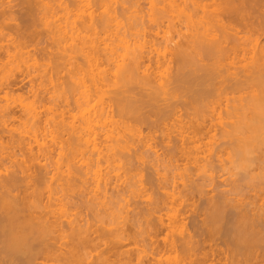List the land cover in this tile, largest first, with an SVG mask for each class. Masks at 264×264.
I'll use <instances>...</instances> for the list:
<instances>
[{
  "label": "bare ground",
  "instance_id": "6f19581e",
  "mask_svg": "<svg viewBox=\"0 0 264 264\" xmlns=\"http://www.w3.org/2000/svg\"><path fill=\"white\" fill-rule=\"evenodd\" d=\"M19 1L24 4L23 8L20 7V4L19 6H17L18 3L15 4L18 8L20 7L19 11L24 13L23 19L24 17L32 18L31 21H34V24L37 23L36 21H40L39 25L45 28L46 33L56 43L57 51L54 56L50 52V54L47 53V57L50 55V60H48L50 63L48 62L49 64L47 63L45 66L47 65L49 69L52 68L50 69L52 72L53 70L56 72V69L62 68L61 65H66L65 63L68 62L67 64H70L72 70L69 71L71 79L65 92L70 94L77 91L78 96L73 98L75 111L73 110L72 113L68 111L69 117L65 113L66 110H63L64 114L59 110V107L57 110L53 105L47 106L46 110L42 112L41 108L45 105L42 103V98L41 101L38 100L40 97L37 96L38 94H34L35 97L32 100L20 96H17L19 98L12 96L11 99V92L7 91V88L19 85V82L21 84L24 77L30 76L32 71H40L38 66L40 64L35 59L36 51H32L33 53L28 51L29 49L23 44L25 42H21L22 45L17 43L15 46L14 44L12 52L5 50L6 59L0 63V95L2 93L0 99L5 101L0 104V264H44L42 261L51 258L65 260L63 263L65 264L74 256H77L73 258L74 260L79 256L82 257V253L85 256L86 254L82 250L90 246V243L97 238L99 239L95 242L104 238L114 239V241L119 239L118 241H120L122 238L120 235L123 234L118 230L125 231V229L122 230L121 224L125 227L124 224L128 222L125 216L127 210L121 205L124 201H118L120 198L114 200L116 201L115 205L121 211L120 213L116 214L118 210L114 213L115 209L111 205L110 209L105 208L109 207L107 205L109 204V202L107 203L108 196L111 198L113 195L112 192L110 196L108 189L109 187L116 189L122 186L115 190L118 197L124 198L123 194L126 193L128 197L130 196L129 198H134L136 201L141 200L150 187L143 184L142 172L140 173L138 170L133 172L135 169L133 168V170L132 167L135 162L138 164L141 162V166H143L149 161V163L153 162L151 167L156 165L160 167L159 165L163 166V163H166V166L162 167L166 170L162 176L159 170L158 172L155 170L161 176L160 180H155L158 183L160 181L161 184H156L153 182L154 180L151 184L152 187L159 186L158 189L161 187L163 190L161 189V192L156 194L158 197L155 195V198H151L152 202L149 200L153 203L152 206H149L150 209L148 207L140 209L139 205L137 207L140 210H136L138 220L143 217L146 220L149 218L150 227L156 228L157 232L158 229L162 230L161 233L165 230L162 237L163 246L160 245L164 250L156 251L158 258H154L155 261L152 264L206 263L208 259L205 260V257L208 255L205 254L208 253L205 252L206 250L205 253L203 251L200 253L201 248L199 253L204 257L203 255L202 258L201 255L197 256L199 253L196 254L195 250L196 258H193L194 249L192 251V247L198 246L200 240L193 241L192 235L181 236L185 228L183 229L184 223L180 216L182 213L179 212L181 209L176 207L185 200L182 199V193L176 195L174 192L166 191L167 185L172 186L169 180L172 181L174 176L171 175L172 179H169L170 176L167 173L172 170L173 162L177 161L180 156L185 160H191L194 164L198 162V165L195 164V168L190 169L193 171L196 169L198 173L204 174L214 168V162H219L218 152L221 146L216 145L217 147L214 148L211 145L212 148L207 147V154L201 156L199 152L202 151L199 150V144L201 134L215 130V126L222 129L221 133L224 139L229 134L230 144L233 139H236V137L232 138V135L240 134L242 136L237 135L238 144L230 145L232 148L230 151L236 152L234 155H237V161L241 165L239 168L250 164V161L247 162L249 156L246 158V155L249 152L252 153L251 150L254 147L257 148V144H260L259 141L263 143L264 139H259L264 134L259 135V132L264 131V75H262L264 47L259 48L256 37L262 22L259 25L258 21H253L251 18L259 16V11L264 9V0H161L163 2L161 6L158 5L159 2L156 3L157 0H149V12L141 10H130L129 12V0L128 3L125 0ZM4 3L3 0H0V21L2 23L0 24V49L4 48L2 40L5 34L12 31L8 32L11 28L8 30L7 27L8 31H6L3 25V19L10 16L7 11L3 10ZM71 3L76 5V12L73 13L72 21H69L68 6ZM125 3L128 5L126 6ZM134 3L136 0L130 4ZM261 3H263V7L260 9ZM117 4L120 5H118V8L121 9L120 13H118ZM60 9L65 11L63 16L58 15ZM17 13L19 12L16 11L14 14ZM14 14L10 17L16 20V16L19 14L16 16ZM11 19L8 22H11ZM23 19H20V22ZM24 23L18 25L15 23L16 28L22 24L26 26ZM31 25L33 26V24ZM15 26L14 30H17ZM20 28L22 29V26ZM23 30L20 31L23 32ZM20 31L17 36H20ZM12 33L14 34V32ZM33 34L35 35V33ZM23 37L21 36L19 39H26ZM25 37L28 36L25 35ZM176 37L180 38L178 42L174 41ZM253 37L256 38L253 39ZM171 45L172 47H170ZM31 53L34 58L31 57ZM230 57L232 62L226 60ZM171 61L175 66L173 73L168 70H171L169 68ZM18 69L20 70L18 73H22L20 75L23 76L22 78L19 76L21 79L17 77L19 74H16ZM218 78L219 80H217ZM133 86H138L146 92L139 94V98H135L134 95L137 91L132 95L131 88H135ZM137 95L138 93L135 96ZM183 97L186 99L183 100L185 102L183 104L188 106L189 109L186 111L189 110L191 116L187 119L188 121L186 120L187 122L181 121L176 115V105L181 104V101L178 103L177 101ZM163 100L169 102L161 105V107L164 106L161 108L158 105ZM11 103L18 105V115L15 114V110L13 111L14 105ZM222 103L225 105L224 114L226 115L223 118L225 120V117L229 116L228 121L227 118V122L222 121L223 118L219 114L217 118L219 121L216 120L218 125L216 121L213 123L212 120L207 125L208 121L205 123L206 120L203 118L208 112L207 109L214 112L219 104L222 112ZM148 107L152 110L150 111L155 117L154 120H149L150 117L147 118L148 114L151 115ZM143 108L148 109V113ZM143 111L147 113L144 112L146 116ZM191 111L193 112L191 113ZM234 114L237 115L236 121L232 120ZM63 115L70 119L66 121L67 119ZM231 115L233 116L230 120ZM15 118L18 119V127H12L11 121ZM7 121L11 122V126ZM229 121L232 122L229 124L231 126H228L231 127L228 133L224 130V126ZM141 124H145L148 131L144 132L140 127ZM155 132H158L160 141L166 147L164 154L158 153V150L149 142L152 138L150 133L154 134ZM63 135H68V137L65 139ZM235 145L237 146L235 147ZM256 150L259 151V149L253 150L255 154ZM17 151L18 153H16ZM54 152H56V156L53 158ZM236 157L235 159H237ZM249 160L252 159L249 158ZM200 162L201 164H199ZM256 162L258 165V161ZM116 163L120 164V167L117 165L120 169L124 167H121L122 163H125L124 169L127 166V170L123 168L122 170L126 172L114 173L113 165L116 166ZM233 163L234 160L232 166L235 164ZM173 167L178 171V177L180 176L183 181L184 179L189 180H187L190 182L189 184L184 182L190 186L188 188L184 185L187 189H192L196 193L197 191L202 192V182L201 184L197 183V179L193 178L190 170V173L187 171V166L179 168L178 164H175ZM155 171L151 170L152 173ZM198 175L200 176V173ZM118 180H121V183L118 182L114 187L110 186L112 181L116 183ZM146 180L148 181V179ZM252 180L251 187L259 189V177ZM262 182L264 184V179L261 180ZM174 183L175 181H173ZM248 183L247 185H249ZM238 184L239 182L232 185L233 192L242 191ZM249 186L248 188H251ZM219 191L205 199L206 206H203L202 212L206 218H203L208 224L207 226L212 228L210 229L212 232L215 230L218 235L220 234L219 238H223V244H226L227 248L230 246L231 255L229 258L233 256L237 260L234 259L236 262L234 263V260L228 258L231 261H227V257H224L225 259L219 258L217 262L211 260L209 264H259V249L260 251L262 249V253L264 252V207L262 208L258 202L256 203L258 198L255 196H243L250 199L235 201L234 198L229 197L228 191ZM231 194L233 193L231 192ZM202 196L204 197V195ZM149 198L148 195L146 199ZM126 201L124 205L128 207L130 201H127L128 203ZM142 201L144 203L145 200ZM81 206H83L82 209L89 207L90 213L91 210L95 213L97 210L98 214L107 215L111 218L110 221L113 220L114 227L109 224L108 226L111 227L109 229L108 223H104L106 217L98 224L97 222L101 220L98 214L96 215L99 220H96L94 224L90 220L88 222L85 220L87 217L89 219L91 217L88 212L85 213L88 215L87 217L84 214L85 219L79 217L80 214L83 216ZM74 207L81 209L76 208L80 213L74 212ZM71 208H74L73 212L70 211ZM163 209H167L166 213H163L167 216L166 218L161 214ZM72 213H75L76 217L72 216ZM91 215H94L92 216L94 219L91 217L94 221L97 216ZM133 217L135 218V216ZM138 220L135 218L132 223ZM103 224H106V227ZM140 225L138 224L139 227ZM99 230H101V234ZM106 230L108 233H104L107 232ZM93 231L97 235L95 234L96 237L91 238ZM123 233L125 234V232ZM204 239L202 237V240ZM199 245L201 244L199 243ZM109 247L111 248V246ZM209 249L211 250V248ZM213 251L212 253L210 251L211 255ZM123 253L121 257L120 254L118 255L119 259H116L118 262L116 261L115 264H131L129 253ZM186 253L191 257H188ZM67 259L69 260L67 261ZM77 259L75 262L81 260V258ZM109 259V255L107 257V255L101 254L97 261L98 264H112L113 262ZM39 260L41 261L39 262ZM140 260L141 258L139 263L142 261ZM202 260L203 263H201Z\"/></svg>",
  "mask_w": 264,
  "mask_h": 264
},
{
  "label": "rangeland",
  "instance_id": "374dc122",
  "mask_svg": "<svg viewBox=\"0 0 264 264\" xmlns=\"http://www.w3.org/2000/svg\"><path fill=\"white\" fill-rule=\"evenodd\" d=\"M5 3H6V5H5V3L3 4L4 6H3V10L6 12L7 11V13H9L10 14V16L12 17V15L16 12V11H18L19 13H17V14H19V15H17V14H14L16 17H17V19L15 20V19H11V17L10 16H7L5 19H3V25H4V27L6 28H8V30H7V28H6V31H8V32H10L11 30V32L10 33H6L5 34V37L3 38V40H2V44H3V46H4V48H2V49H0V59H1V61H0V63L3 61H5V59H6V52H5V50L7 51V50H10L9 52H12V50H13V47H14V44H15V46H16V44L18 43V44H21L22 45V43L23 42H25V43H23V44H25L24 46L27 48V49H29L28 51H36L35 52V59H36V62L37 63H39L40 65H42L41 67H40V65H38L39 66V68H40V71H32V73L30 74V76H25L24 77V80L22 81V83L20 84V82H19V85L17 84L16 86H11V87H9V88H7V91L9 90L10 92H11V99H12V96H14V97H17V96H20V97H22V98H26V99H28V100H32V98H34L35 97V95L34 94H38L37 96H40V97H38L37 99L39 100V101H41L42 100V103L45 105V107H42L41 108V111L43 112V111H45L46 110V107L47 106H50V105H53V106H56V107H54V108H57V107H59V110L60 111H63V110H66V112L65 111H63V113L65 112V113H67L68 111H70L71 113L73 112V110L75 111V106H74V104H73V98L74 97H77L78 96V93H77V91L75 92H73V93H70V94H66V87H67V84H70V79H71V72L69 73V71L70 70H72V68L70 67V64H67V63H65L66 65H61V67L63 68H58V69H61V70H58V69H56V72L53 70V72H52V70H50V69H52V68H48L47 67V65L45 66V64H47L48 62L50 63V61H48V60H50V55H49V57H47L48 55H47V53L48 54H50V53H52L51 55L52 56H54V53L57 51L55 48L57 47L56 46V43H54L53 42V40L51 39V36L49 35V34H47L46 33V30H45V28L43 27V26H41V25H39V24H41V22L40 21H36L37 23H35L34 24V21H31V19L32 18H26V17H24V19H25V21H23L24 19H23V15H24V13H22V11L20 12L19 11V9H20V7L21 8H23V5L24 4H22L21 3V1H17V0H3ZM127 3H128V0H125ZM133 1V0H132ZM132 1L131 0H129V5L127 4V3H125L126 4V6L128 5V11L130 12V10H138V11H143V12H149L148 10H149V8H150V6H149V0H136V3H134V4H130V3H132ZM23 2V1H22ZM159 2V4L158 5H162L163 4V2H161V0L160 1H156V3H158ZM18 3V5L17 6H19V4H20V7L18 8L17 6H16V4ZM22 4V5H21ZM124 4V5H125ZM262 4L263 3H261L260 4V6H259V8L261 9L263 6H262ZM7 5H9V6H7ZM11 5H12V7H11ZM14 5V6H13ZM118 5L119 4H117V8H118ZM264 5V4H263ZM120 6V5H119ZM8 7V8H7ZM11 9H10V8ZM17 7V8H16ZM159 7V6H158ZM16 8V9H15ZM120 8V7H119ZM118 8V13H120L121 12V9H119ZM12 9H15L14 11L12 10ZM25 9V8H24ZM23 9V10H24ZM259 9V10H260ZM9 10V11H8ZM58 10V9H57ZM262 10H264L263 8L261 9V12L263 13H261L260 11H259V16L257 15V14H255V15H257L256 16V18H251L253 21L255 20V21H258L259 22V25H260V23H261V26H260V28H259V32L258 33H256L258 36H256V34H255V36L258 38L257 39V43L259 44V48H261V47H264V11H262ZM12 11V13H10ZM68 11L70 12V18H69V21H72V19H73V13H75L76 12V5H73L72 3L71 4H69V6H68ZM64 10H62V9H60V11L58 12V15L60 16H63L64 15ZM133 12V11H132ZM22 13V14H21ZM134 13H135V11H134ZM12 14V15H11ZM21 14V15H20ZM143 14V13H142ZM263 15V16H262ZM25 16V15H24ZM261 16V17H260ZM259 19H258V18ZM263 18V19H262ZM10 19H11V22H8V21H10ZM20 19H23V20H21L26 26H24L23 24L21 25L22 26V29L20 28L21 26L19 25L18 26V28H16L17 27V25L20 23H22V22H20ZM14 20V21H13ZM8 22V24H7V22ZM17 21H19V22H17ZM14 22V23H13ZM39 22V23H38ZM7 25H6V24ZM17 25H16V24ZM33 24V26L30 24ZM233 23V22H232ZM0 24H2L1 23V21H0ZM14 24V25H13ZM37 24H38V26H37ZM234 24H237V22L235 23L234 22ZM16 25V26H15ZM28 25H29V29L27 28L28 27ZM36 25V26H35ZM14 26H15V29H17V30H14ZM26 27L27 28V31L25 30L26 28H24V27ZM38 27V28H35V27ZM33 27V28H32ZM261 28H263V29H261ZM24 29V30H23ZM35 29V30H34ZM20 30H23V32L22 31H20ZM32 30H34V31H32ZM148 30V29H147ZM17 31V32H16ZM18 31H20V33L21 34H19L20 36H17V33H19ZM25 31V32H24ZM12 32H14V34L12 33ZM31 32V33H30ZM35 33V35L33 34V33ZM24 33V34H23ZM26 33V34H25ZM29 33V34H28ZM25 35L26 36H28V37H25ZM23 37V39L24 38H26V39H24V40H22V38L21 39H19L20 37ZM30 36V37H29ZM50 36V37H49ZM254 36V35H253ZM16 37H18V38H16ZM256 37H253V39L254 38H256ZM27 38H29V39H27ZM20 41H19V40ZM33 39V40H32ZM179 37H176L175 39H174V41L175 42H178L179 41ZM22 42V43H21ZM27 43V44H26ZM8 45H9V48H8ZM27 45V46H26ZM31 45V46H30ZM174 45V44H173ZM6 47V48H5ZM170 47H172V45L170 46ZM8 48V49H7ZM4 49V50H3ZM31 49V50H30ZM25 50V49H24ZM47 50V51H46ZM51 50H55L54 52L53 51H51ZM44 51H46L45 53H44ZM50 52V53H49ZM30 53V52H29ZM33 53V52H32ZM31 53V57H33L32 54ZM47 55V56H46ZM170 57H171V55H170ZM34 58V57H33ZM47 58H49V59H47ZM53 58V57H52ZM52 60V59H51ZM74 60V59H73ZM72 60V61H73ZM75 60H77V61H79L78 59H75ZM226 60H228V62H229V60L231 61V57L229 58V59H226ZM226 60H224L225 61V63H226ZM233 60V59H232ZM227 62V65L229 64ZM232 62V61H231ZM48 63V64H49ZM224 63V64H225ZM238 65V64H237ZM237 65H234V66H237ZM229 66V65H228ZM228 66H226V67H228ZM49 67H50V65H49ZM45 68V69H44ZM169 68H171V70L170 69H168L169 71H171L172 73L174 72V68H175V66H174V63L171 61V63H170V67ZM232 68V67H231ZM230 68V69H231ZM43 69L44 70H46L45 72L43 71ZM42 70V71H41ZM16 71V70H15ZM18 71H20L19 69L16 71V74L18 75L17 77H23V76H21L20 74H22V73H18ZM58 71V72H57ZM264 72V71H263ZM263 72H262V75H264L263 74ZM168 74V73H167ZM171 74V73H170ZM169 74V75H170ZM70 75V76H69ZM168 75V76H169ZM1 77V76H0ZM19 77V79H21ZM70 77V78H69ZM165 78V77H164ZM51 79H52V82H51ZM217 80H219V78L217 79ZM163 81H165V80H163ZM69 82V83H68ZM173 86V85H172ZM133 87H135V86H133ZM137 87V88H136ZM135 88H131V90H132V95H134V93H135V95L138 93V95L137 96H135L134 95V97L135 98H139V94H144V92H146V91H144V89H141L140 87H138V86H136ZM170 87V86H169ZM139 88V90H137ZM135 89V90H134ZM260 90V89H259ZM260 94V93H259ZM0 96H2V93H1V95ZM36 96V97H37ZM228 96H232V95H228ZM227 96V97H228ZM17 98H19V97H17ZM16 98V99H17ZM42 98V99H41ZM41 99V100H40ZM1 100V99H0ZM13 100H15V99H13ZM13 100H11V101H13ZM19 100V99H18ZM168 100H170V99H168ZM161 101V102H159V105L158 106H160L161 107V105H165V103L167 104L169 101ZM175 100H177V99H175ZM186 100V99H184V97H183V99L181 98L180 100L178 99V101H177V103L178 102H180L181 101V104L179 103V105L182 107H180L177 103V105H176V109H177V111H176V115H177V118L178 119H181V121H186L188 118H190L191 116H190V112H188V111H186V109H189L188 108V106L186 105V106H184V104H185V102L184 101ZM2 101V100H1ZM0 101V104L2 103H4L5 101H2L1 102ZM171 101V100H170ZM173 101V100H172ZM17 102H19V101H17ZM16 102V103H17ZM222 102H224V101H222ZM226 102V101H225ZM13 103V102H12ZM11 103V104H12ZM16 103H14V104H12V105H14V108L13 107H11V108H13V111L15 110V114L18 112L19 113V109H17V107H18V105H16ZM163 103V104H162ZM184 103V104H183ZM10 104V105H11ZM18 104V103H17ZM223 105H221L222 106V108H221V110H222V112L220 111V107L217 105L216 106V109L214 110V112L212 111H210L209 109H207V111L208 112H206V114H205V117H203L206 121H205V123L207 122V125H208V123L209 122H212L213 121V123H215L214 121H216V120H218L217 118H218V116H219V114L221 115V117L223 118L224 116H226L225 114H224V103H222ZM183 105V106H182ZM156 106H157V104H156ZM177 106H178V108H177ZM162 107H164V106H162ZM161 107V108H162ZM180 107V108H179ZM184 107V108H183ZM186 107V108H185ZM219 107V108H218ZM19 108V107H18ZM146 108V107H145ZM145 108H143V110H145V111H147V113H148V109H149V112H151L152 110H151V108H149L148 107V109L146 110ZM17 109V110H16ZM62 109V110H61ZM191 109V108H190ZM205 109V110H206ZM57 110H58V108H57ZM151 110V111H150ZM145 111H143V114H144V112ZM186 113H185V112ZM219 111H220V113H219ZM193 111H191V113H192ZM239 112H241L240 110H239ZM250 112V111H249ZM18 113H17V115H18ZM64 113V114H65ZM69 113V112H68ZM67 113V114H68ZM146 112H145V114H147ZM238 113V112H237ZM144 114V115H145ZM151 115L149 116V114L147 115V118L148 117H150L149 118V120H151V119H153L154 120V115L152 114V112L150 113ZM240 114H242V113H240ZM248 114V113H247ZM153 115V116H152ZM176 115H175V117H176ZM179 115V116H178ZM188 115V116H187ZM16 116V115H15ZM64 116V118H66L65 116L66 115H63ZM146 116V115H145ZM232 116L233 115H231L230 116V120H231V118H232ZM236 116L237 115H235L234 114V117L232 118V120H235L236 121ZM250 116V115H249ZM67 117H69V114H68V116ZM229 117V116H228ZM228 117H225V120H224V118L222 119V121L224 120L225 122H227L228 121ZM61 118V117H60ZM226 118H227V121H226ZM67 120L66 121H68L69 119L68 118H66ZM18 120V119H17ZM16 120V118H15V120H13V121H11V120H9V121H11L13 124H12V127H18L19 126V124H18V121ZM210 120H212V121H210ZM188 121V120H187ZM186 121V122H187ZM219 121V120H218ZM234 121V122H235ZM8 122V121H7ZM11 122H8V124H10ZM232 121H229V123H227V125H225L224 126V130L225 131H227L228 133H229V131H230V129H231V127H228V126H231V125H229L230 123H231ZM233 122V123H234ZM216 123H217V125L219 124L217 121H216ZM224 123V122H223ZM226 124V123H225ZM216 125V124H215ZM9 126H11V124L9 125ZM140 126V125H139ZM145 128H144V127ZM141 128H142V130L145 132V131H148L147 129L148 128H146V125L145 124H141V126H140ZM227 128V129H226ZM232 129H233V127H232ZM222 129H219V126L218 127H216L215 126V130H210L209 132H207V133H204V134H201V139H200V151H202V152H199L200 153V155L202 156H204V154L206 153L207 154V147L208 148H210L211 147V145H213L212 147H214V148H216L218 145H220L221 147L219 148V152H218V156H219V162L218 161H215L214 162V164H215V166H214V168H212V169H209V171H207L206 173H204V174H202L201 172H199L200 173V176L198 175L199 173H198V171L196 170V169H194V171L193 170H190V169H193V167L195 166L196 167V165L195 164H197L198 165V162H196L195 164H194V162H192L191 160H185V159H183L181 156L177 159V161H174L173 163V165H172V167H171V169L172 170H170L168 173H167V175H169L170 177H169V179H172V177H171V175L173 176H176L175 178H174V176H173V179H175V180H173L172 179V181H170L169 180V183L171 182V185L172 186H170V185H167V190L166 191H168V192H174L176 195H178V193H180V195H181V193H182V199H183V201L184 202H179L180 203V206H179V204H178V206L176 207V208H179V212H181L182 214L180 215L181 217H182V219H183V229H184V231H182L183 232V234L181 235V236H188V235H192L191 237H192V239H193V241L195 240L196 242H198V239L200 240L199 242H198V246H195L194 248L192 247V251H193V249H194V251H193V258H196V254H198L199 253V250H200V248H201V250H200V253H203L205 250V252L206 253H208V254H205V255H208V256H206L205 257V260L206 259H208L207 260V262L206 263H204V264H209L210 262H211V260L213 261V262H217V260L219 259V258H223V259H225L226 257H227V261H233L235 258L233 257V256H231V258H229V255H231V252H230V250H229V247L230 246H228V248H227V246H225L226 244H223L224 242H223V238L222 237H220L219 238V236H220V234L218 235V232L217 231H213L212 232V230H210V229H212V228H210V227H208L207 225L208 224H206L205 223V220H204V218H206L205 217V214L202 212V209L206 206L205 205V199L206 198H208L209 196H211L212 194H217L218 193V191L220 190V191H228V195H229V197H231L232 199L234 198L235 199V201L236 200H239L240 201V199L241 200H243L244 199V201H245V198L246 197H243V196H248V195H252L253 197L255 196V197H257L258 199L256 200V203L258 202V204L260 205V207H264V184H263V182L261 183V180H263L264 179V140H263V143H262V141H259V145H261V143H262V145L261 146H259L258 144H257V148L259 149V151H257L256 150V154H255V152L253 151L254 149H257V148H253V150H251L252 151V153L251 152H249L247 155H246V158H248L247 156H249V158H251L252 160H249V158H248V160H247V162L248 161H250V164L248 163V165L247 164H245L244 166H246V167H240L239 168V166H241L238 162L239 161H237L238 160V158L236 157L237 155H234L235 153H233V152H231L232 150V148H230V145L231 144H233V143H237L238 144V142L239 141H237L238 139V136L237 135H239V137H242L240 134H236V135H232V138L233 137H236V139H233L232 141H231V144H230V139H229V134L228 135H226L227 137H225V139H224V137L222 136L223 134L221 133L222 131H221ZM264 130V129H263ZM262 130V131H263ZM232 131V130H231ZM260 134L259 135H262V134H264V131L263 132H259ZM155 134V135H154ZM154 134H151L150 133V135H152V138L149 140V142H151V144L154 146V148L155 149H157L158 150V153H163L164 154V152H165V150H166V147L164 146V144L160 141V139H159V137H158V132H155ZM234 134V133H233ZM5 135V134H4ZM225 136V135H224ZM231 136V135H230ZM66 137H68V135H63V138H65L66 139ZM261 137V136H260ZM264 136L262 135V138H260L259 140H261V139H264L263 138ZM231 138V137H230ZM231 138V139H232ZM240 139V138H239ZM237 142H236V141ZM163 144H161V143ZM227 144V145H226ZM217 145V146H216ZM234 146V145H233ZM237 145H235V147H236ZM259 146V147H258ZM165 147V148H164ZM211 147V148H212ZM262 147V148H261ZM165 149V150H164ZM234 149V148H233ZM231 150V151H230ZM236 150V149H235ZM8 151V150H7ZM229 151H230V154H229ZM57 152V151H56ZM56 152H54V156H53V158L56 156ZM204 152V153H203ZM16 153H18V151L16 152ZM233 153V155H231ZM163 154H161V155H163ZM205 154V155H206ZM253 154V155H252ZM252 155V157H250ZM228 156H229V158H228ZM236 157L237 159H235V157L234 158H232V157ZM258 156H259V159H257L258 158ZM20 157V156H19ZM162 157V156H161ZM230 157H231V159H230ZM254 159V160H253ZM230 160H231V162H230ZM233 160H234V163L237 165H235L234 163V165L232 166V162H233ZM258 161V165H257V162L256 161ZM136 161V160H135ZM253 161H255V162H253ZM42 162V161H41ZM44 162V161H43ZM134 162V161H133ZM150 162V161H149ZM148 162V164H144L143 165V163H142V165L143 166H141V162H139V164H138V162H135L134 164H133V167H132V169L134 170L133 172H135V171H140V173L141 174H143L142 176H144V177H142V179L144 180V182H143V184L145 185V186H147V187H150V188H148V191H147V194L149 195V199H146V198H148V195H147V197H146V195H145V197L143 198L145 201H144V203H143V199L141 198V200L139 199V201L137 200H134V198H129L128 197V194H123V195H125V196H123V195H121V196H123L124 198H126V199H124V198H121V197H118L119 195H116V191L115 190H118L120 187H122V186H120L119 188L117 187L116 189H110V187H109V189H108V193L110 194V196L112 195V192H113V195L111 196V198L108 196V194H107V196H108V200H107V203L109 202V204H107V205H109V207H105L106 209L107 208H109L110 209V205L113 207V209H115V211H114V213L116 212V214L117 213H120L121 211H119V207H117L116 205H115V202L116 201H114L115 199H119L120 198V200H118V201H124V203H125V200H127L128 202H129V205L128 204H126V205H128V207L127 206H125L124 205V203L123 204H121L123 207H125V210H127L125 213V216H126V220H128V222H126L125 224H124V226L126 227H123V224H121L122 225V230L123 229H125V231H121V230H118V229H116V230H118V232L120 231V232H122V234L123 235H120V236H122V238H120L121 240L120 241H118L117 239H115V241H114V239L113 238H111V239H113V240H110L109 238H104V239H102L100 242L98 241V242H95V241H97L99 238H97V239H95V240H93V242H91L90 243V246H88L87 248L85 247V249H83L82 251L86 254L85 256H84V254L82 253L81 255H82V257H78V259L77 260H80L79 258H81V260L80 261H76L75 262V260L73 259V258H75V257H77V256H74L73 258H71L70 260L69 259H67V261L68 262H70L71 264H87V262H88V264H98V258H100L101 257V254H103V255H107V257H108V255H109V257H110V259H109V261L111 260L114 264L115 263H117L118 261V259H119V254H120V257L122 256V253L124 252H126V254H128L130 257H131V264H136V260H137V264H152V263H154V258H158L157 257V253H156V251L158 252V251H160L161 249H162V247L160 246L161 244H162V237L164 236V234H165V230H163V233H161L162 232V230H160L159 231V229H158V232H157V230H155L156 228H153V227H150L149 226V223L151 222V221H149L148 219V221L145 219L144 221H143V218H141L140 220H138V218H137V211H138V209H139V207H140V209L143 207V208H145V209H147V207L149 208V206L152 204L153 205V203H151L153 200H151V198L153 199V198H155L157 195L156 194H159V192H161V189L163 190V188H161L160 187V189H158V187L159 186H154V187H152V180H154L153 182H156L157 180H155V179H159L160 180V177L162 176V174L163 173H165V169H163L162 167L163 166H166V163H163V166L162 165H159L160 167H158L157 165L156 166H152L151 167V164H153V162H151V163H149ZM246 162V163H247ZM252 162V163H251ZM121 163V162H120ZM256 163V164H255ZM123 165H121V167L122 166H124V167H122L123 169L125 168V163H122ZM150 164V165H149ZM160 164V163H159ZM175 164H178V166H179V168H184V167H186V168H188L187 169V171L189 172V170H190V172H191V174H192V176H193V178L197 181V183H199V184H201V182H202V186L201 187H203V188H205V189H203V188H201L202 189V192L200 191V192H198L197 191V193L196 192H193L194 190H192V189H187L186 187L188 186V185H186V183L189 181L188 179V181L187 180H185L184 179V181H183V179L180 177H178V171L173 167ZM199 164H201V162L199 163ZM239 164V165H238ZM117 165H119V167H120V164H118V163H116V166ZM135 165V166H134ZM138 165V166H137ZM251 165V166H250ZM114 166V168H115V170H114V168H113V172L114 173H122V171L123 172H126V171H124V170H127V166H126V169H124V170H122V168L120 169V168H118V166L116 167L115 165H113ZM194 167V168H195ZM234 167V168H233ZM236 167V168H235ZM117 168V169H116ZM136 168H139V169H136ZM150 168V169H149ZM156 168H158V169H156ZM36 169V168H35ZM141 169V170H140ZM142 169H143V171L145 172V174H144V172L142 171ZM154 169V170H153ZM169 169V168H168ZM237 169V170H236ZM240 169V170H239ZM244 169V170H243ZM151 170L152 171H155V170H157V172H158V170H159V172H160V175L161 176H159L158 174L159 173H157L156 171L154 172V173H152L151 172ZM242 170V171H241ZM194 173H193V172ZM195 171H197V172H195ZM132 172V171H131ZM189 172V173H190ZM242 172V173H241ZM247 172V173H246ZM197 173V174H196ZM237 173V174H236ZM240 173H241V176H240ZM123 174H125V173H123ZM157 174V175H156ZM239 174V175H238ZM245 176H247V177H245ZM122 175V174H121ZM190 175V174H189ZM195 175V176H194ZM257 177H259V189H254V187L252 188L251 187V185L250 184H252V183H250V182H252L253 180V178H254V180H256V176ZM139 176V175H138ZM240 177V179H239V177ZM249 176V177H248ZM256 178H255V177ZM263 176V177H262ZM203 178V180H202V178ZM238 177V178H237ZM245 177V178H244ZM250 177H252V178H250ZM234 178V179H233ZM242 178V179H241ZM244 178V179H243ZM122 179V178H121ZM146 179H148V181L146 180ZM237 179H239V181H236ZM250 179V180H249ZM123 180V179H122ZM151 180V181H150ZM231 180H233L232 182H231ZM245 180H249V181H245ZM173 181H175V183L173 184ZM118 182L119 183H121V180L119 181H117L116 183H115V181H112V183H111V187H114L115 186V184H118ZM149 182H150V184H149ZM184 182H186L185 184H184ZM238 183L239 182V184L238 185H240V188H241V192H237V191H235V192H233V190H231L232 189V185L234 184V183ZM247 182H249L248 184L250 185H247ZM159 183L161 184V182L159 181ZM158 182H156V184H159ZM169 183H167V184H169ZM190 182H188L187 184H189ZM227 183H229V184H227ZM232 183V184H231ZM246 183V184H245ZM159 184V185H160ZM204 184V185H203ZM149 185H151V186H149ZM174 185V186H173ZM184 185H186V187L184 186ZM228 185V186H227ZM246 187V188H243V187ZM248 186L249 187H251V188H248ZM190 186H188V188H189ZM230 187V188H229ZM183 188V189H182ZM214 188V189H213ZM165 189V188H164ZM222 189V190H221ZM226 189H228V190H226ZM111 190V191H110ZM121 190V189H120ZM119 190V191H120ZM160 190V191H159ZM189 190V191H188ZM205 190H207V191H205ZM209 190H211L210 192H209ZM212 190H213V192H212ZM230 190V191H229ZM114 191H115V195H116V197H115V195H114ZM150 191V192H149ZM158 191V192H157ZM204 191H205V193H204ZM219 191V192H220ZM154 192V193H153ZM185 192V193H184ZM231 192L233 193V194H231ZM192 193H194V194H196V195H194V194H192ZM201 193V195H199ZM239 193V194H238ZM242 193V194H241ZM188 194H189V197H188ZM208 194H210V195H208ZM156 195V196H155ZM184 195V196H183ZM187 195V196H186ZM202 195H204V197L202 196ZM235 195V196H234ZM155 196V197H154ZM160 196V195H159ZM239 196H240V198H239ZM251 196V197H252ZM158 197V196H157ZM236 197V198H235ZM250 197V196H249ZM252 197V198H253ZM204 198V199H203ZM113 199V200H112ZM121 199H124V200H121ZM250 199V198H249ZM249 199H247L246 198V200H249ZM69 200V199H68ZM111 200V201H110ZM149 200H151V202L149 201ZM155 200V199H154ZM117 201V202H118ZM126 201V203H128ZM134 201V202H133ZM149 201V202H148ZM204 202V203H203ZM137 203H138V205H137ZM140 203V204H139ZM142 203V204H141ZM178 203V202H177ZM201 203V204H200ZM117 205L119 204V202L118 203H116ZM135 205V206H134ZM140 205V206H139ZM143 205V206H142ZM151 205V206H152ZM200 205V206H199ZM84 207H86V205H83ZM83 206H81L80 208L82 209V207ZM137 206H139V207H137ZM182 206V207H181ZM204 206V207H203ZM111 207V208H112ZM75 208V210H74V212H79L80 213V211H78L77 209H79V208H77V207H74ZM74 208H71L70 209V211L71 212H73V209ZM77 208V209H76ZM89 207H87V209L86 208H83L82 210L81 209H79V210H81L82 212L81 213H83V216H82V214H80L81 216H79V217H84V219H85V216H84V214L86 213L87 214V212H88V214L90 213V209H88ZM197 208V209H196ZM128 209H129V211H128ZM139 209V210H140ZM150 209V208H149ZM137 210V211H136ZM166 211H167V209H165ZM165 210L163 209V211L161 212V214L163 215V217L164 218H166L167 216L165 215V214H163V213H166L165 212ZM263 210H264V208H263ZM69 211V212H70ZM104 211H105V209H104ZM109 211V210H108ZM134 211H135V214H134ZM98 211L96 210V213H95V211L93 212L92 210H91V213H90V216L92 217V216H94V215H91V214H98L97 213ZM100 212V211H99ZM101 212H103V211H101ZM129 212V213H128ZM105 213V212H104ZM203 215H202V214ZM74 214V215H73ZM77 214V213H76ZM85 214V215H86ZM107 214V213H106ZM134 214V215H133ZM72 216H74V217H76V215H75V213H72L71 214ZM70 215V216H71ZM98 215L100 216V218L98 217ZM98 215H96L97 216V218L93 221V219L90 217V219L87 217L88 215H86V217H87V219H85V220H87V222L90 220V222H92L93 224H94V222H96V220H99V219H101V220H99V222H97L98 224L100 223V221H103L104 219H105V217H106V220L104 221V223L105 222H107L106 224H107V226L110 224V226L111 227H114V224H113V220H111L110 221V217H108L107 215L106 216H104L105 214H98ZM101 215H102V218H101ZM119 215V214H118ZM78 216V215H77ZM133 216H135V218H136V220H138L137 222H140V223H137V222H135V221H133V223H132V220H135V218L133 217ZM140 217H142L141 215H139ZM73 217V218H74ZM139 217V218H140ZM202 217V218H201ZM204 217V218H203ZM72 218V217H71ZM99 218V219H98ZM109 218V219H108ZM129 218V219H128ZM108 219V220H107ZM115 219V218H114ZM120 219V218H119ZM195 219V220H194ZM92 220V221H91ZM202 220V221H201ZM203 220H204V223H203ZM117 221V220H116ZM166 221V220H165ZM111 222V223H110ZM115 222V221H114ZM118 222V221H117ZM116 222V223H117ZM120 222H121V220H120ZM119 222V223H120ZM195 223V224H193V223ZM115 223V224H116ZM137 223V224H136ZM145 223H146V225H145ZM147 223H148V226H147ZM197 223H199L198 225H197ZM201 223V224H200ZM106 224H103L104 226L106 225ZM113 224V225H112ZM138 224L140 225V227L138 226ZM151 224V223H150ZM206 225V226H203V225ZM193 225H195V226H193ZM203 227H202V226ZM104 226L101 228V230L102 229H104ZM110 226H108L109 227V229L111 228ZM117 226V225H116ZM118 226H120V224H118ZM143 228H142V227ZM144 226H145V229H144ZM201 228H200V227ZM106 227V226H105ZM195 227V228H194ZM199 227V228H198ZM94 228V227H93ZM116 228V227H115ZM115 228H114V231H115ZM138 228V229H137ZM150 228V229H149ZM209 228V229H208ZM96 229V228H95ZM108 229V230H109ZM132 229V230H131ZM198 230L197 231V233H196V230ZM201 229V230H200ZM94 230V229H93ZM101 230H99V232H100V234H101ZM112 231H113V229H111ZM110 230V232H112ZM187 230V231H186ZM204 230V231H203ZM205 230H207V231H205ZM209 230V231H208ZM105 231V230H104ZM107 231V230H106ZM130 231V232H129ZM200 231V232H199ZM98 232V231H97ZM102 232H103V230H102ZM110 232H109V234H110ZM119 232V233H120ZM123 232H125V234L123 233ZM140 232V233H139ZM184 232H186V233H184ZM212 234H210V233ZM215 232H216V235H215ZM94 233V234H93ZM93 233L91 234V238L92 237H96V232L95 231H93ZM104 233H108V231L107 232H104ZM113 233V232H112ZM130 233V235H128ZM132 233V234H131ZM160 235H159V234ZM199 233H201V234H199ZM202 233H204V234H202ZM207 233H208V235H207ZM96 234V235H95ZM127 234V235H126ZM157 234H158V236H157ZM92 235H94V236H92ZM111 235V234H110ZM136 235V236H135ZM179 235V234H178ZM177 235V236H178ZM211 235V236H210ZM218 235V236H217ZM107 236V235H106ZM109 236V235H108ZM113 236V235H112ZM207 236V237H206ZM202 237H203V239L206 241H204V240H202ZM209 240H207V239ZM211 238V239H210ZM219 238V239H218ZM178 239V238H177ZM103 241V242H102ZM106 241H108V242H106ZM110 241H111V243H110ZM203 241V242H202ZM214 241V242H213ZM106 242V243H105ZM117 242H118V244H117ZM122 244H121V243ZM196 242H195V245H197L196 244ZM219 242H220V246H219ZM222 242V243H221ZM96 243H98V244H96ZM105 243V244H104ZM199 243L201 244V245H199ZM93 244V245H92ZM111 244V245H110ZM114 244V245H113ZM223 244V245H222ZM89 245V244H88ZM117 245V246H116ZM121 245V246H120ZM209 245V246H208ZM212 245V246H211ZM222 245V246H221ZM109 246H111V248L109 247ZM162 246H163V244H162ZM200 246V247H199ZM161 247V248H160ZM206 247V248H205ZM214 247V248H213ZM222 247H223V249H222ZM109 248V249H108ZM197 248H199L198 250H197ZM203 248H205V249H203ZM209 248H211V250L209 249ZM226 248V249H225ZM158 249V250H157ZM203 249V250H202ZM215 251H213V250ZM232 249V248H231ZM162 250H164V249H162ZM195 250H196V252H195ZM227 250V251H226ZM104 251V252H103ZM191 251V250H190ZM189 251V255H190V252ZM203 251V252H202ZM209 251V252H208ZM210 251H211V253H212V251H213V254L211 255V253H210ZM219 251V252H218ZM108 252V253H107ZM136 252H137V254H136ZM204 252V253H205ZM228 252H230V253H228ZM110 253V254H109ZM118 253V254H117ZM123 253V254H124ZM133 253V254H132ZM156 253V254H155ZM188 253V252H187ZM186 253V254H187ZM196 253V254H195ZM198 254L197 256H200L201 255V258H202V255L203 254ZM226 253V254H225ZM262 249H261V251H260V249H259V264H264V252L262 253ZM219 254V255H218ZM89 255V256H88ZM111 255V256H110ZM188 254H187V256L188 257H191V256H189ZM223 255V256H222ZM262 255V256H261ZM140 256H142V257H140ZM159 256V255H158ZM186 256V255H185ZM84 257V258H83ZM137 257V258H136ZM203 257H204V255H203ZM225 257V258H224ZM232 257H233V259H232ZM115 258V259H114ZM136 258V259H135ZM141 258V263H139V259ZM231 259V260H229V259ZM82 259H83V261H82ZM85 259V260H84ZM114 259V260H113ZM117 259V260H116ZM222 259V260H223ZM94 260V261H93ZM189 260V259H188ZM188 260H185V261H188ZM204 260V259H203ZM203 260L201 261V263H203ZM235 260H237V259H235ZM235 260L233 261L234 263H236L235 262ZM261 260V261H260ZM41 260H39V262H40ZM62 261V262H61ZM65 261V260H64ZM64 261L61 259V260H58V259H55V258H51L50 260H47V261H42V262H44V264H63L64 263ZM66 261V262H67ZM73 261V262H72ZM82 261V262H81ZM117 261V262H116ZM133 261V262H132ZM65 263V264H69V263ZM81 262V263H80ZM84 262H86V263H84ZM94 262V263H93ZM111 262V263H112ZM112 263V264H113Z\"/></svg>",
  "mask_w": 264,
  "mask_h": 264
}]
</instances>
